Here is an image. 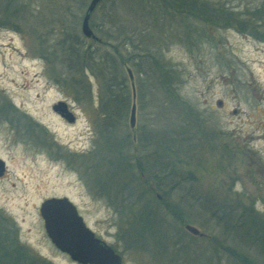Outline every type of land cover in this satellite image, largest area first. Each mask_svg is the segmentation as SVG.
I'll use <instances>...</instances> for the list:
<instances>
[{
  "label": "rangeland",
  "instance_id": "rangeland-1",
  "mask_svg": "<svg viewBox=\"0 0 264 264\" xmlns=\"http://www.w3.org/2000/svg\"><path fill=\"white\" fill-rule=\"evenodd\" d=\"M124 1L139 8L137 0ZM221 1L222 10L255 15L264 27V0ZM115 2L94 12L100 39L93 45L102 51L107 38L127 35L141 48L156 42L176 91L161 88L142 115L137 109L135 130L128 120L112 136L101 134L97 80L88 72L69 87L53 63L65 34L86 39L81 25L90 0H0V159L7 170L0 232L36 264H78L52 246L39 212L46 200L67 197L123 264H264L257 244L264 233V42L230 23L192 27L158 0L140 13ZM122 26L128 34H120ZM59 102L74 123L53 111ZM157 160L169 182L152 171ZM144 211L165 218L154 234H167L168 246L149 232L137 241Z\"/></svg>",
  "mask_w": 264,
  "mask_h": 264
},
{
  "label": "trees",
  "instance_id": "trees-1",
  "mask_svg": "<svg viewBox=\"0 0 264 264\" xmlns=\"http://www.w3.org/2000/svg\"><path fill=\"white\" fill-rule=\"evenodd\" d=\"M109 1L111 3L116 1L114 8L117 6V8H123L127 12L135 11L136 13H140L141 11H145V5L150 4L151 0H137L139 2L137 3L139 8L135 10L129 8L124 0H103L99 5H104ZM117 1H120V3ZM78 2L80 6L85 4L84 0H78ZM158 2L164 5L170 17L173 19L178 18L182 22L190 24L192 27L196 22H200L202 25L206 23L215 28L219 25L234 24L238 26L241 31H244L245 28L248 27L256 38L264 42V27L260 25V20L257 16L254 15L256 19H240L238 16L239 14L235 16L234 12L222 10L221 7H219L223 5L221 0H158ZM116 3L119 4L116 5ZM262 3H264V1H262ZM93 15L94 13L90 20V26L92 30L95 28L96 31L97 27L93 23ZM62 19H64V17H62ZM115 19L119 21V25H123L122 19L125 20L124 15L121 19H118V16ZM190 21L193 22L191 23ZM121 28V30L119 29L120 34L126 35L127 32L123 31V26ZM94 35L95 39L86 40L87 38L84 39L81 36L74 39L65 34L63 40L60 42V44H63L62 48L59 49L61 53L60 58L56 59L53 63L58 64L59 68L64 69L63 73L59 74V76L63 78L61 82L69 87H72L69 84H74L73 82L76 77H83V75H87L88 72L97 80L99 85L98 115L102 117V125L100 127V129H102L101 134L108 133L113 136V133H117L115 131L118 128L120 129L123 127L124 131L128 129L127 121L130 118L134 102L133 87L128 69H131L134 75L136 104L141 115L148 107L154 104V100H157L161 88L168 93L176 91L170 76L173 72H171L168 66L162 49L163 47L156 44V42H147V44L144 45L145 47L141 48L142 45L138 47L137 44L132 41L131 35H127L122 41L116 38L113 40L116 43L110 42V38H107V41L104 42L106 49L101 51L92 43V40H96L95 43L97 45L99 44L100 38L95 32ZM169 79L170 82L168 81ZM151 164L154 165L152 171L154 174L158 175L162 182H164L162 179L167 177L166 181L169 182L171 180V176L161 169L163 164L159 165L158 160L157 162H151ZM152 180L156 181L154 179ZM163 203L167 205V202ZM166 209L170 211L169 207ZM139 217L141 230L137 234V241L145 242L146 237L143 236V234H148L149 232V234L154 237L155 244L159 246H168L167 242H164L169 238L167 234H162L161 232L157 233L158 235L154 234V230L158 229V222L161 221L164 224L165 218L163 219L161 217L160 220H157L156 215L148 211L142 212ZM177 218L179 221L183 219L179 215H177ZM0 242H4L5 245L7 244V246H0L1 262L21 264L23 261H30V264H36V260L26 249L22 246H15L18 242L12 239L10 235L0 232ZM257 244L260 245V249L264 253V233L262 235L260 234Z\"/></svg>",
  "mask_w": 264,
  "mask_h": 264
},
{
  "label": "water",
  "instance_id": "water-1",
  "mask_svg": "<svg viewBox=\"0 0 264 264\" xmlns=\"http://www.w3.org/2000/svg\"><path fill=\"white\" fill-rule=\"evenodd\" d=\"M103 0H91L83 17L81 30L87 39H95L90 26L92 14ZM133 87L134 102L129 118L130 128L135 130L137 125V104L134 75L128 69ZM222 105V102L219 103ZM53 111L61 115L69 123L75 122L74 114L69 111L65 102L53 106ZM6 172V164L0 159V177ZM45 223L46 233L62 253L78 264H123L122 257L105 241L96 237L95 233L86 225L79 215L76 206L68 198H53L46 200L40 209ZM186 230L192 235H199V229L187 225Z\"/></svg>",
  "mask_w": 264,
  "mask_h": 264
},
{
  "label": "flooded vegetation",
  "instance_id": "flooded-vegetation-1",
  "mask_svg": "<svg viewBox=\"0 0 264 264\" xmlns=\"http://www.w3.org/2000/svg\"><path fill=\"white\" fill-rule=\"evenodd\" d=\"M58 116H60L59 114H58ZM61 117V116H60ZM62 118V117H61ZM64 121H67L66 119H64V118H62ZM68 122V121H67ZM7 174V170H6V172H5V174H4V176ZM2 178H4V177H2ZM2 178H0V180L2 179ZM53 198H67V197H52L51 199H53ZM69 199V198H68ZM71 202H73V201H71ZM73 204H74V202H73ZM75 205V204H74ZM76 206V205H75ZM41 207H42V205H41ZM41 207H40V209H41ZM76 208H77V206H76ZM77 210H78V213H79V215H81V216H83L81 213H80V210L77 208ZM39 212H40V210H39ZM40 215H41V212H40ZM42 217V216H41ZM42 220H43V218H42ZM43 223H44V220H43ZM44 226H45V223H44ZM96 234V233H95ZM96 236L97 237H99L97 234H96ZM100 238V237H99ZM51 241V240H50ZM51 244H52V246H54L55 247V245L51 242ZM13 246V245H12ZM15 246H19V244H17V245H15ZM56 248V247H55ZM56 250L58 251V252H60L63 256H66V257H68V258H70L67 254H65V253H62L60 250H58L57 248H56ZM24 264H26V263H24Z\"/></svg>",
  "mask_w": 264,
  "mask_h": 264
}]
</instances>
